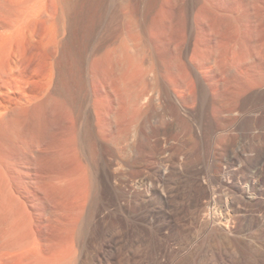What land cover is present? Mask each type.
I'll return each mask as SVG.
<instances>
[{
    "label": "rangeland",
    "instance_id": "rangeland-1",
    "mask_svg": "<svg viewBox=\"0 0 264 264\" xmlns=\"http://www.w3.org/2000/svg\"><path fill=\"white\" fill-rule=\"evenodd\" d=\"M258 116L264 0H0V228L24 231L15 261L223 264L225 249L264 264ZM249 176L235 228L208 225Z\"/></svg>",
    "mask_w": 264,
    "mask_h": 264
},
{
    "label": "bare ground",
    "instance_id": "bare-ground-1",
    "mask_svg": "<svg viewBox=\"0 0 264 264\" xmlns=\"http://www.w3.org/2000/svg\"><path fill=\"white\" fill-rule=\"evenodd\" d=\"M193 66V65H192ZM194 68H196V67H194ZM193 68V69H194ZM192 69V70H193ZM196 70V69H195ZM194 71V70H193ZM195 72V71H194ZM197 72H198V69H197ZM200 72V71H199ZM198 72V73H199ZM197 73V74H198ZM194 74H196V73H194ZM199 74H201V73H199ZM199 74H198V76H199ZM202 75V74H201ZM195 78H197L196 77V75H195ZM201 77H199V79H200ZM162 79V78H161ZM199 79H197L198 81H199ZM203 79V78H202ZM204 80V79H203ZM162 81V80H161ZM202 81V80H201ZM164 82V81H163ZM162 82V85H163V92H164V94H165V96H167V98H169V99H173L171 96H173V95H171L170 94V92H169V90L170 89H168V86H167V84H165V82L163 83ZM200 82V81H199ZM204 84V83H203ZM203 84H201V85H203ZM170 110L172 111V113H175L177 116H172L173 118H174V120H175V124L177 125V126H179L180 127V129H181V131H183V132H192V127L193 126H191L192 125V123H191V121L189 120V116H183V114L181 113V110H180V108L177 106V105H173V107H171L170 108ZM253 115V114H252ZM82 117V116H81ZM84 117V116H83ZM128 118H130L129 116H127ZM132 117H135V116H132ZM131 117V118H132ZM138 117H140V116H138ZM246 117V116H245ZM245 117H243V118H245ZM90 118V117H89ZM101 118V117H100ZM124 118V117H123ZM126 118V117H125ZM125 118H124V120H125ZM127 118V119H128ZM130 118V119H131ZM141 119H142V122H140L141 123V125H140V127L141 128H139L138 130L139 131H136V132H138V134H137V137H135L136 138V143H135V146H134V144H133V146H134V148H139V146H142V145H144L146 142H147V140H148V138H149V135H148V133L145 131V129H144V127H142L143 125H142V123L144 122V120H145V118H146V116H141L140 117ZM258 118H259V116L257 117V119L256 120H258ZM126 119V120H127ZM130 119H128V121L127 122H129V120ZM247 119V118H246ZM245 119V120H246ZM249 119H250V117H249ZM6 120V119H5ZM8 121V123H9V119H7ZM131 120H133V118L131 119ZM248 120V119H247ZM255 120V121H256ZM90 121V120H89ZM98 121V120H97ZM134 121H136L135 119H134ZM133 121V122H134ZM244 121V120H243ZM251 121H252V119H251ZM3 122H4V120H3ZM248 122V121H247ZM93 123V122H92ZM96 123V122H95ZM94 123V124H95ZM98 124H100L99 122H97ZM136 123V122H135ZM256 123V122H255ZM260 125H259V124ZM258 125L260 126V128L262 129V130H264V116H260V118H259V121H258ZM7 124V123H6ZM103 124V123H102ZM102 124H100V125H102ZM127 124H129V123H127ZM127 124H125V125H127ZM124 125V127L125 128H123V126H122V128H123V130L125 129L126 130V128H128V125L127 126H125ZM133 125V124H132ZM94 126V125H93ZM98 126L99 125H96V127L98 128ZM131 126V125H130ZM2 127H3V125H2ZM7 127H8V125H7ZM109 127V126H108ZM107 127V128H108ZM258 127V126H257ZM259 128V127H258ZM109 129V128H108ZM128 129H130V127L128 128ZM128 129H127V131H128ZM98 131V130H97ZM101 131H103V130H101ZM116 131V130H115ZM119 131V130H118ZM74 132V131H73ZM96 132V131H95ZM124 132H126V131H124ZM190 132V133H191ZM101 133V132H100ZM100 133H98V137H99V134ZM118 133V132H117ZM123 133V132H122ZM73 134V133H72ZM95 134V133H94ZM74 135V134H73ZM119 135H120V133H119ZM125 135H128V132H126L125 133ZM103 136V135H102ZM117 136V135H116ZM121 136V135H120ZM101 137V136H100ZM128 137H129V135H128ZM127 137V138H128ZM73 138H74V136H73ZM124 138H125V136H124ZM126 138V139H127ZM75 139V138H74ZM104 139V138H103ZM76 140V139H75ZM135 151H137L136 149H135ZM260 171L261 170V167H258L257 168V171ZM221 171V170H220ZM222 173V172H221ZM224 174V173H223ZM224 175H219L218 176V178H217V181H218V183L220 184V185H223V186H226L227 185V179L225 180L224 179V177H223ZM226 177V176H225ZM145 184V183H144ZM150 185V184H149ZM152 185V184H151ZM150 185V186H151ZM255 185V180H254V178L253 177H251V176H249L248 178H246L245 179V181H244V183L241 185V187H240V189H239V192H240V194L238 195V197H237V199L236 200H234V202H231V200L228 198V197H225V202H224V206H223V209H220V210H211V211H209V215H208V218H207V224L208 225H216L217 227H219V228H222L223 230H225V231H227V232H230L232 229H234L235 228V222H237L236 221V219H237V217L238 216H240V215H242L243 216V210L240 208V202H242L243 200L245 201L246 199H250L251 198V195H249V189L251 190V187H253ZM137 185H135V186H132V185H125V187L123 188V193H122V195H124L125 196V198H128L129 200H131L130 198H131V196H133L134 194L137 196L136 198H138V199H140V198H142V200L143 199H147L146 197H147V195H148V193H149V191H150V189L149 188H147L146 190H144V192L139 188V185L136 187ZM144 186V185H143ZM141 187V186H140ZM152 192V191H151ZM151 196V195H150ZM134 197V196H133ZM132 197V198H133ZM253 197V196H252ZM149 199V198H148ZM206 233V232H205ZM204 235V234H203ZM24 245H25V239H24V231H21L20 229H14V228H11V227H4V228H0V264H30L29 262H27V261H24V260H22V261H15V259H14V257L16 256H18L20 253L18 252V251H15V248L17 247V248H19V249H22L23 247H24ZM190 248V247H189ZM175 256V255H174ZM220 256H221V261H222V263L223 264H232V260H231V256H230V254L228 253V251L227 250H225V249H223L221 252H220ZM173 260H174V258L171 256H169V257H167L164 261H163V263L162 264H173ZM258 262V261H257ZM255 264H256V262H255ZM259 264V263H258Z\"/></svg>",
    "mask_w": 264,
    "mask_h": 264
}]
</instances>
